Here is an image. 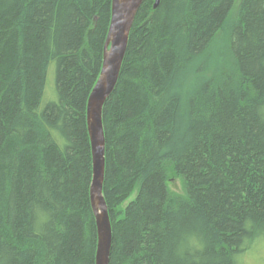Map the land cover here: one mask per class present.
<instances>
[{"label": "trees", "instance_id": "16d2710c", "mask_svg": "<svg viewBox=\"0 0 264 264\" xmlns=\"http://www.w3.org/2000/svg\"><path fill=\"white\" fill-rule=\"evenodd\" d=\"M111 2L0 0V264H96L86 109ZM103 125L110 264H229L264 223V0H146Z\"/></svg>", "mask_w": 264, "mask_h": 264}, {"label": "water", "instance_id": "95a60500", "mask_svg": "<svg viewBox=\"0 0 264 264\" xmlns=\"http://www.w3.org/2000/svg\"><path fill=\"white\" fill-rule=\"evenodd\" d=\"M146 0H112L111 20L103 49L100 75L86 109V121L92 152L90 203L97 228L96 264H110L113 230L103 194L106 170V138L103 111L114 93L122 72L130 34L138 12ZM160 0H155V8Z\"/></svg>", "mask_w": 264, "mask_h": 264}, {"label": "clouds", "instance_id": "9594fccd", "mask_svg": "<svg viewBox=\"0 0 264 264\" xmlns=\"http://www.w3.org/2000/svg\"><path fill=\"white\" fill-rule=\"evenodd\" d=\"M244 229L252 235H238L239 243L227 255L229 264H264V223H258L249 217L244 222ZM203 246L199 236L189 234L181 241L178 252L199 251Z\"/></svg>", "mask_w": 264, "mask_h": 264}, {"label": "rangeland", "instance_id": "374dc122", "mask_svg": "<svg viewBox=\"0 0 264 264\" xmlns=\"http://www.w3.org/2000/svg\"><path fill=\"white\" fill-rule=\"evenodd\" d=\"M57 100H58V95L56 91V65L55 63H51L48 69L45 94L42 100L41 107H44L47 103L50 102H57ZM170 189L171 191L174 192L176 191L180 192L181 191L180 180H176V181L172 180L170 182ZM132 198H134V196ZM132 198L130 200H132ZM130 200H128L125 205H127L130 202Z\"/></svg>", "mask_w": 264, "mask_h": 264}]
</instances>
